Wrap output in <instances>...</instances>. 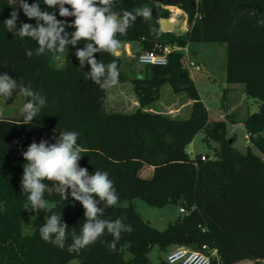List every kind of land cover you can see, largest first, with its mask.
<instances>
[{
  "label": "trees",
  "instance_id": "obj_1",
  "mask_svg": "<svg viewBox=\"0 0 264 264\" xmlns=\"http://www.w3.org/2000/svg\"><path fill=\"white\" fill-rule=\"evenodd\" d=\"M36 2L27 0L30 5ZM9 3L0 0V73L31 84L45 97L46 106L30 124H23V114L0 116V264H70L75 260L77 264H152L148 254L155 246L164 251L170 246L200 250L204 245L218 250L221 264L244 260L264 264V0H117L116 4L117 11H132L142 5L153 10L150 20L137 18L126 35H118L138 54L143 50L163 53L166 46L185 48L194 41L224 43L226 81L241 84L243 92L259 104L258 111L240 120L228 110L226 90L222 103L226 118H210L183 64L184 51L174 49L168 54L167 64H147L143 78L131 79L119 71L122 60L116 53H95L97 60L117 63L118 81H130L138 101V107L130 113L107 110L108 89L101 90L84 78L90 65L85 64L81 70L75 55L84 42L69 45L64 54L36 55L34 40L6 31L3 21L12 11ZM39 5L47 10L42 0ZM171 7L186 14L185 32L162 29L160 21L172 17ZM253 10L255 15H250ZM56 17L68 23L74 20L60 17L58 7ZM22 23L35 25L36 21L19 10L17 26ZM66 30L71 33L75 29ZM29 49L33 51L31 57L26 55ZM165 84L191 100L187 117L151 110ZM228 122H242L260 154L251 148L242 153L234 147ZM60 130L79 133L77 142L84 154L79 161L81 167L90 174L105 171L114 183L119 202L105 210L104 218L123 217L133 229L121 234L115 249L105 243L113 240L108 234L78 253L45 243L39 227L46 214L32 234L23 231L27 194L21 189L25 163L22 152L33 141L54 143ZM202 131L214 143L210 145L214 150L211 160L202 159L209 154L191 156L187 150ZM145 167L152 169L150 176H142ZM137 197L156 207L177 204L186 212L158 229L131 203ZM45 198L54 203L50 211L62 214L69 233L75 229L79 234L84 209L73 200L70 190L67 200L57 194H45ZM126 252L131 256L126 257ZM160 264H169L166 257Z\"/></svg>",
  "mask_w": 264,
  "mask_h": 264
},
{
  "label": "clouds",
  "instance_id": "obj_2",
  "mask_svg": "<svg viewBox=\"0 0 264 264\" xmlns=\"http://www.w3.org/2000/svg\"><path fill=\"white\" fill-rule=\"evenodd\" d=\"M42 2L47 10L41 9L39 0L31 5L27 0H19V8L23 10L24 15L30 20L35 19L36 23H22L18 27L17 0H10L12 11L10 17L3 21L6 31L21 39L27 37L34 40L37 43L36 55L64 54L69 50V45L74 47L84 42V47L77 48L75 55L81 70L85 64L90 65V71L84 72V78L91 80L101 90H107L118 83L119 71L115 61L106 64L97 60L94 54H115L122 45L118 35H126L137 18L148 21L153 14L148 5L139 6L132 11H117V0ZM57 7L60 17H74V20L71 23L58 20ZM249 14L255 15V10ZM68 27L75 30L69 33L66 30ZM26 55L31 57L33 51L27 50ZM14 90L26 99L20 109L23 124L32 123L46 106L45 97L35 91L31 84H18L17 80L8 74L0 73V97L7 100ZM78 136L76 131L60 130L59 136L54 138V143L45 139H41L39 143L33 141L27 150L22 152L25 163L21 189L27 194L24 209L37 214L41 210L46 213L45 222L39 227L40 237L45 243L61 250L66 248L69 253H78L108 234L113 240L105 243L115 249L121 234L131 233L133 229L124 222L123 217L115 220L104 218L105 210L116 206L119 196L107 172L95 170L94 174H90L87 168L80 166L79 161L84 154L82 146L77 142ZM69 190L73 200L79 202L84 209L85 219L79 234L75 229L69 233L68 225L62 221V214L50 211L49 201L45 198V194L49 197L57 194L67 200Z\"/></svg>",
  "mask_w": 264,
  "mask_h": 264
},
{
  "label": "rangeland",
  "instance_id": "obj_3",
  "mask_svg": "<svg viewBox=\"0 0 264 264\" xmlns=\"http://www.w3.org/2000/svg\"><path fill=\"white\" fill-rule=\"evenodd\" d=\"M176 12L177 10L174 9L172 15V17L176 18V28L174 31L182 33L185 27L186 14L182 12L179 14L180 16H178ZM187 49L190 51L191 59L201 67V70L195 68H189L188 70L202 101L209 111L211 119H219L221 116L224 119L226 118V113L222 109L225 90L227 94V101H225V103L230 105L234 102L238 106L230 108L229 111L233 112L235 119L240 120L246 114L258 111L259 104L255 99L248 97L243 91L240 92L238 88H235L236 90L234 91L230 89V84L226 81L225 77L226 45L224 43L194 41L188 44ZM118 56L122 60L119 71L123 73L125 77L131 79L134 77L143 78L145 76L146 64L139 61L136 50L133 51L132 55H125L122 53ZM182 60L184 66L187 67L186 57L184 56ZM62 61L63 59H60L59 63ZM13 79H16L18 84H23L21 78ZM240 86L242 85L240 84ZM107 99V110L109 111L130 113L138 107L137 97L134 94L130 81H118L114 87L109 88ZM188 101H190V99L186 94H176L169 84H165L161 88L160 96L151 110L176 117H187L191 111V105H185V102ZM22 105L23 96L19 95L14 90L12 96L7 100L0 97V116L19 117L22 115L20 111ZM227 131L230 138H235L233 143L234 147L239 149L242 153H247L248 149L251 148L254 153L260 154L252 141H247L245 138L247 131L244 125L237 122H228ZM261 135L264 137V131L261 132ZM213 144V142H209L206 139V134L202 131L195 135L193 141L187 147V150L191 156L200 153L213 156L214 150L210 146ZM151 171L152 169L150 167H145L142 171V176H150ZM131 203L135 209L141 213L145 221L151 223L158 229H164L170 221L178 219L181 215L180 206L173 203L167 204L164 207H156L148 204L142 197L135 198ZM124 204L128 205L130 202H124ZM53 206L54 203L49 201V209ZM45 214L43 210L37 214L25 209L23 215L24 233L32 234ZM173 249L175 248L170 246L167 247L166 250L161 251L159 246H155L148 254L149 259L152 264H160L162 258L166 257ZM130 256L131 254L126 252V257ZM70 264H77V261H72ZM235 264L249 263L244 260V262L239 261Z\"/></svg>",
  "mask_w": 264,
  "mask_h": 264
},
{
  "label": "built area",
  "instance_id": "obj_4",
  "mask_svg": "<svg viewBox=\"0 0 264 264\" xmlns=\"http://www.w3.org/2000/svg\"><path fill=\"white\" fill-rule=\"evenodd\" d=\"M172 10V9H171ZM173 11V10H172ZM183 50L184 56L187 59V68H195L200 70L201 67L194 60L191 59L190 51L185 48H172L166 46L163 53H156L154 51L143 50L138 54V59L143 64H156L165 65L168 62V54L171 50ZM247 141L250 140V133L245 135ZM213 156L203 155V160H211ZM180 212H186L183 208H180ZM166 260L169 264H221L222 260L217 249H210L206 245L202 249L196 250L187 246H179L173 249L166 256ZM215 260V263H213Z\"/></svg>",
  "mask_w": 264,
  "mask_h": 264
},
{
  "label": "crops",
  "instance_id": "obj_5",
  "mask_svg": "<svg viewBox=\"0 0 264 264\" xmlns=\"http://www.w3.org/2000/svg\"><path fill=\"white\" fill-rule=\"evenodd\" d=\"M171 9L172 10H177V15L178 16H180L179 14H181L183 11L181 10V9H178V8H175V7H171ZM170 21H172L174 24H175V28H176V18H174V17H171L170 19H169ZM187 30V23L185 22V27H184V31L183 32H185ZM133 51H134V48H133V46L130 44V43H128V42H124V43H122V45H121V47L117 50V52H116V54L117 55H119V54H125V55H132L133 54ZM140 52V51H139ZM201 70V69H200ZM225 73H226V71H225ZM225 77H226V74H225ZM235 88H238V90H240V92H242L243 91V89H242V86H240V84H230V89L232 90V91H234V90H236ZM244 93V92H243ZM186 104V106H190L191 105V100L190 101H188V102H185ZM184 104V103H183ZM232 104V105H231ZM230 105H229V107H228V110L230 111V108H232V107H238L234 102L233 103H231ZM184 105V106H185ZM183 106V105H182ZM232 112V111H231ZM210 116V115H209ZM210 118H211V116H210ZM219 119H224V118H222V116L221 117H219ZM237 123H239V124H241V125H243V123L242 122H237ZM245 261H247L249 264H254V261H252V260H245ZM244 262V261H243Z\"/></svg>",
  "mask_w": 264,
  "mask_h": 264
},
{
  "label": "water",
  "instance_id": "obj_6",
  "mask_svg": "<svg viewBox=\"0 0 264 264\" xmlns=\"http://www.w3.org/2000/svg\"><path fill=\"white\" fill-rule=\"evenodd\" d=\"M17 6L19 7V1H17ZM19 10L21 12L23 11L20 8H19ZM160 23H161V27L164 31H174V29H175V24L167 18L161 19ZM166 78L169 79L170 76H167Z\"/></svg>",
  "mask_w": 264,
  "mask_h": 264
}]
</instances>
